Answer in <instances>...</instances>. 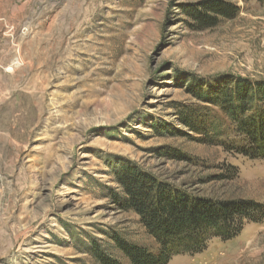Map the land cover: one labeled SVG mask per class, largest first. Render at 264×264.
I'll return each mask as SVG.
<instances>
[{
	"label": "rangeland",
	"instance_id": "rangeland-1",
	"mask_svg": "<svg viewBox=\"0 0 264 264\" xmlns=\"http://www.w3.org/2000/svg\"><path fill=\"white\" fill-rule=\"evenodd\" d=\"M207 1L238 14L196 30ZM247 83L264 84V1L0 0V264H102L95 248L129 264L116 237L155 251L122 205L123 170L264 204V161L194 129ZM225 126L213 142L233 140ZM168 264H264V222Z\"/></svg>",
	"mask_w": 264,
	"mask_h": 264
},
{
	"label": "trees",
	"instance_id": "trees-1",
	"mask_svg": "<svg viewBox=\"0 0 264 264\" xmlns=\"http://www.w3.org/2000/svg\"><path fill=\"white\" fill-rule=\"evenodd\" d=\"M199 6L189 12L198 23L196 30L214 28L222 20L234 19L239 10L223 1H207ZM238 86L240 89L235 86L233 92H216L207 103L218 108L219 116L194 129L204 134L207 143H219L228 153L264 161V84ZM223 126L233 140L213 142L212 138L224 134ZM118 179L126 193L123 207L139 217V224L157 244L152 251L116 237L117 247L129 264H168L179 255L202 253L213 239L225 242L237 237L246 222H264V204L251 200L221 202L164 192L154 181L131 170L118 173ZM95 249L102 264H121Z\"/></svg>",
	"mask_w": 264,
	"mask_h": 264
}]
</instances>
